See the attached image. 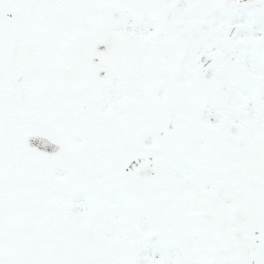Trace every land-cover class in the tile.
Listing matches in <instances>:
<instances>
[{
	"label": "snow or ice",
	"instance_id": "1",
	"mask_svg": "<svg viewBox=\"0 0 264 264\" xmlns=\"http://www.w3.org/2000/svg\"><path fill=\"white\" fill-rule=\"evenodd\" d=\"M0 264H264V0H0Z\"/></svg>",
	"mask_w": 264,
	"mask_h": 264
}]
</instances>
